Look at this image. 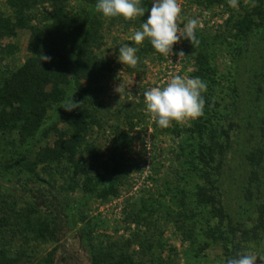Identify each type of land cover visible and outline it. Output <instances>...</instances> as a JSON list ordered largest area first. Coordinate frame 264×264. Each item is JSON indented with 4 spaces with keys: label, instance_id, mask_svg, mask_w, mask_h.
Segmentation results:
<instances>
[{
    "label": "rangeland",
    "instance_id": "obj_1",
    "mask_svg": "<svg viewBox=\"0 0 264 264\" xmlns=\"http://www.w3.org/2000/svg\"><path fill=\"white\" fill-rule=\"evenodd\" d=\"M142 1L147 2L146 9L150 11L153 0ZM178 2L182 8L181 26L196 19L199 22L196 33L210 34L224 32L222 26L229 14L236 16L240 12L239 3H248L238 0V7L231 10L227 7L229 3L205 8L196 0ZM67 8L71 14L83 12L79 0H67ZM0 12L4 18H12L6 0H0ZM51 12L48 4L35 11L37 19ZM94 13L102 23V45L94 54L109 70L102 81L103 93L94 100L102 129H95L91 139L107 156L117 133L127 129L125 115L132 113L135 125L130 132L131 148L125 155V181L117 197L85 201L68 218L59 216L55 207L81 198L78 190L64 192L69 175L56 172L49 177L40 168L34 174L19 175V165L9 154L12 144L18 146L17 130L0 131V218L8 220V225L0 229V249L11 256L22 255L19 264H91L92 252L112 245L138 264H225L235 251L255 254L257 264H261L264 224L253 230L259 225V209L264 204V139L260 131L264 117V19L261 25L252 28L240 49L221 53L215 61L222 88L217 139L224 140L223 131L229 137L218 182L226 215L222 230L228 241L226 246L224 243L210 245L195 259L185 238L190 224L184 221L182 214L183 206L185 203L190 206V202L183 199L181 192L189 187L176 157L184 131L193 120L172 121L166 131L152 119L144 102L145 91L165 86L173 76L193 78L195 51L189 40L181 39L173 45V54L148 55L135 67L123 65L118 61L119 47L125 44L141 47L142 43L135 44L132 37L141 30L149 12L145 13L143 22L139 17L132 20L121 16L104 17L96 8ZM29 36L27 29L16 30L12 37L0 36V87L31 56L27 51ZM180 52L184 56H179ZM54 110L47 112L31 153L45 146L52 147L56 140L52 126L60 131L68 130L65 124L58 122ZM175 128L182 131L180 137L172 132ZM259 150L263 151V156L260 167L256 168L258 181L253 182L254 169L248 157ZM26 159H33L29 151ZM63 168L61 166L60 170ZM144 202L149 208L148 215L142 213L138 224L131 222ZM29 208L45 221L53 231L52 236L34 240L31 234L18 232L13 227L15 217L26 214ZM75 221L78 223L73 226ZM244 230L249 232L245 237L241 235Z\"/></svg>",
    "mask_w": 264,
    "mask_h": 264
},
{
    "label": "trees",
    "instance_id": "obj_2",
    "mask_svg": "<svg viewBox=\"0 0 264 264\" xmlns=\"http://www.w3.org/2000/svg\"><path fill=\"white\" fill-rule=\"evenodd\" d=\"M196 1L205 8L228 5V0ZM243 1L248 3H239L240 12L236 16L229 14L226 18L222 26L225 33L210 34L200 31L195 33L198 43H191L195 51L193 77H199L207 83V91L202 93L205 108L203 116L193 120L190 127L185 129L176 157L184 173L186 186L190 189L181 192L183 199L190 202V206L185 203L182 214L184 221L190 224L185 238L195 259L210 245L224 243L226 246L228 241L222 230L226 215L221 205L218 182L229 137L223 131L224 140L219 142L217 139L216 123L221 117L219 94L222 88L215 61L221 53L240 49L241 42L247 39L252 28L263 23L264 0ZM97 2L98 0H79L83 12L71 14L67 8V0H6L12 18H4L0 12V36L12 37L16 30L27 29L30 33L27 51L31 55L0 87V131L17 130L18 146L12 144L9 154L19 165V175L34 174L38 168L49 177L56 172L69 175L64 192L78 190L81 198L70 199L66 205L59 204L58 208L55 207L59 216L67 218L85 201L117 197L118 189L123 185L127 174L125 155L131 148L130 132L135 125L132 113L128 112L125 115L127 129L117 133L107 156L91 139L95 129H102L94 100L103 93L102 81L105 72L109 70V66L94 54L102 45V23L94 13ZM45 4L51 7V14L37 19L36 9ZM146 4L141 0V6L146 8ZM227 7L233 10L232 7ZM144 19L145 16L139 17L141 22ZM136 55L138 61L148 55L163 56L152 47L147 38ZM42 56L50 59L43 60ZM72 96L79 103L78 108L72 111L61 108ZM52 108H55L58 122L65 124L68 130L60 131L52 126L56 136L52 147L45 146L31 153L47 112ZM260 131L264 139V117ZM172 132L177 137L182 134L177 128ZM28 151L33 157L32 161L26 159ZM262 156L263 151L259 150L253 151L248 157L255 170L251 174L253 182L258 181L256 168L260 167ZM61 166L64 167L62 170ZM259 210V225L254 228V232L264 224V204ZM142 213H149L145 202L130 221L138 224ZM7 221L6 218H0V229L8 225ZM12 223L18 232L29 233L34 240H43L46 236L53 235L45 221L37 218L30 208L26 214H18ZM248 233L244 230L241 235L245 237ZM232 234L234 235V231ZM115 247L112 245L92 252L91 264H138L130 255ZM238 254L236 251L232 252L230 258H237ZM21 258L20 254L11 256L0 249V264H19Z\"/></svg>",
    "mask_w": 264,
    "mask_h": 264
},
{
    "label": "clouds",
    "instance_id": "obj_3",
    "mask_svg": "<svg viewBox=\"0 0 264 264\" xmlns=\"http://www.w3.org/2000/svg\"><path fill=\"white\" fill-rule=\"evenodd\" d=\"M229 6L238 7V0H228ZM96 9L104 17L121 16L125 20L144 17L149 12L148 18L137 30L132 39L139 45L147 38L152 47L162 55L173 54V45L181 39H187L192 44L198 43L196 29L199 22L190 19L181 26V4L178 0H153L149 9L141 6V0H98ZM138 49L128 44L119 47L118 61L123 65L135 67L138 63L136 55ZM179 56H184L183 52ZM43 60L49 57L42 56ZM119 86L116 91L119 92ZM207 91V83L199 77L187 78L180 75L173 76L162 87H153L144 92L146 110L153 120L162 127L167 128L172 121L181 123L185 120H195L204 114L205 99L202 93ZM74 96V94H73ZM73 96L64 102L61 107L66 111L78 108L79 103ZM258 257L252 253L238 254L237 258H230L227 264H257ZM264 264V256H260Z\"/></svg>",
    "mask_w": 264,
    "mask_h": 264
}]
</instances>
